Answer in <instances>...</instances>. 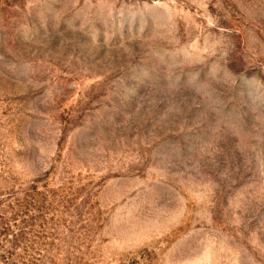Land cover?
I'll return each mask as SVG.
<instances>
[{"label": "rangeland", "instance_id": "374dc122", "mask_svg": "<svg viewBox=\"0 0 264 264\" xmlns=\"http://www.w3.org/2000/svg\"><path fill=\"white\" fill-rule=\"evenodd\" d=\"M5 251L264 264V0H0Z\"/></svg>", "mask_w": 264, "mask_h": 264}, {"label": "trees", "instance_id": "16d2710c", "mask_svg": "<svg viewBox=\"0 0 264 264\" xmlns=\"http://www.w3.org/2000/svg\"><path fill=\"white\" fill-rule=\"evenodd\" d=\"M5 253H6V254H5ZM0 257L5 258L6 260H8V258H9V257L7 256V252H6V251L0 253ZM6 260H2L1 263H3V264H8ZM22 262H23V261H22Z\"/></svg>", "mask_w": 264, "mask_h": 264}]
</instances>
